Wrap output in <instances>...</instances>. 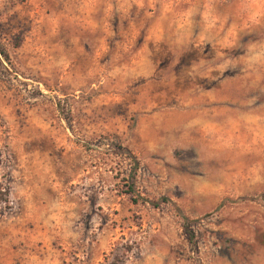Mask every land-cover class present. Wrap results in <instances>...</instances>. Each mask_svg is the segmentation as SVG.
Listing matches in <instances>:
<instances>
[{
  "label": "rangeland",
  "instance_id": "1",
  "mask_svg": "<svg viewBox=\"0 0 264 264\" xmlns=\"http://www.w3.org/2000/svg\"><path fill=\"white\" fill-rule=\"evenodd\" d=\"M0 263L264 264V0H0Z\"/></svg>",
  "mask_w": 264,
  "mask_h": 264
},
{
  "label": "crops",
  "instance_id": "2",
  "mask_svg": "<svg viewBox=\"0 0 264 264\" xmlns=\"http://www.w3.org/2000/svg\"><path fill=\"white\" fill-rule=\"evenodd\" d=\"M54 257V255L47 257L46 254L37 250L19 249L12 251V261L5 264H75L73 262H64ZM76 264H84V262L76 261Z\"/></svg>",
  "mask_w": 264,
  "mask_h": 264
},
{
  "label": "trees",
  "instance_id": "3",
  "mask_svg": "<svg viewBox=\"0 0 264 264\" xmlns=\"http://www.w3.org/2000/svg\"><path fill=\"white\" fill-rule=\"evenodd\" d=\"M0 59L2 61H8L7 54L4 52L3 49L0 48Z\"/></svg>",
  "mask_w": 264,
  "mask_h": 264
}]
</instances>
